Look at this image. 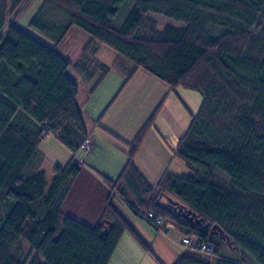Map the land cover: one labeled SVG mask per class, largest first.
Here are the masks:
<instances>
[{
    "label": "trees",
    "instance_id": "obj_1",
    "mask_svg": "<svg viewBox=\"0 0 264 264\" xmlns=\"http://www.w3.org/2000/svg\"><path fill=\"white\" fill-rule=\"evenodd\" d=\"M29 1L0 0V264H108L124 231L154 255L116 197L147 222L161 217L194 246L212 247L185 249L171 264H264V0H134L119 27L113 20L126 0H42L28 26L50 43L15 22ZM149 13L170 21L159 27ZM72 27L89 35L75 61L58 49ZM94 44L115 52L110 66L93 58ZM71 66L84 81L98 73L90 90L109 70L124 85L143 69L169 90L198 91L200 105L173 147L194 173L165 170L150 185L135 166L155 109L130 140L115 135L125 160L115 178L103 176L98 221L64 213L88 136ZM47 135L72 153L52 167L48 185L31 166ZM223 244L235 253L219 256Z\"/></svg>",
    "mask_w": 264,
    "mask_h": 264
},
{
    "label": "crops",
    "instance_id": "obj_2",
    "mask_svg": "<svg viewBox=\"0 0 264 264\" xmlns=\"http://www.w3.org/2000/svg\"><path fill=\"white\" fill-rule=\"evenodd\" d=\"M87 43L88 41L83 42L81 49L85 48V45H87ZM104 47L105 46L103 45L94 44L92 48L93 58L104 65L110 66L114 61L116 54L115 52L105 50ZM69 59L75 61L77 59V56L73 59ZM68 71L76 79L78 84H81L84 87L83 91L85 92H83V97H81V105H79L77 99L79 92H77L76 94V102L79 105L81 111H83V107L81 106L85 105V103L89 101L95 91L99 87H102V85L106 83L105 81H107L109 77L112 80L113 84H115L113 91L111 88L108 89L110 93L107 95L108 97L106 96L107 99L105 98V101L103 100L101 101V103H96L92 105L91 108L87 107V111L85 112L88 119L83 117V124L85 130L88 133V136L92 140V146L89 151H84L81 153V155L79 153L77 154V156L81 160L82 164H84V161L86 160V153H98L99 150L95 148V141L93 139V135L91 134V132H97L99 135L106 139L108 138L109 134L112 136V140L108 139V145L110 148H113L118 153V156L116 157L117 161L111 160L112 163L108 166H105L104 164L99 165L101 163L99 156L95 157V159H93L92 161H87L86 164L82 165L81 170L79 171L69 192L67 193L66 197L64 198L61 204V210L64 213L70 214L86 224L94 225L99 219L104 199L108 192V186L105 183L102 174L111 179L115 178L125 160V154L122 149L124 146L114 135L124 140H130L155 109L157 110L156 114L154 115L153 122L157 117V114L161 113V117H164L166 119L165 122L167 123V125H172V127L177 132V135H175L176 137L175 139H172V141H167L163 137L161 131H159L153 123V125L147 130L139 148L137 149L133 157V162L139 172L149 182L150 185H154L162 174V172H164L165 170H169L171 162L175 159V157H178L173 153V147L175 146L179 135L183 132L184 128L186 127L190 118V114L195 113L197 109L192 110L189 105L185 103L181 98L177 100V92H164L162 86H160V90H158V82H156L154 78H152L153 76H151V74H147V72H143L142 77L147 80L149 85L145 83V86L139 87L140 84H132L131 81L134 79L133 77L136 76V74L139 72V69L124 85H122L121 75L118 72H115L114 70H109L103 77L102 81L93 90L90 89L93 86L96 78L98 77V73H95L93 76L90 77V79L84 81L81 70L71 66ZM138 88L140 91L144 92H135V90H137ZM171 93H173L174 96H172ZM82 103L84 104L82 105ZM143 108L144 111L139 112V110H142ZM103 112L104 114H106L104 116L102 114V117H99V115ZM97 117H99L100 119L97 120ZM168 129L169 131L172 130L170 126L168 127ZM53 137L60 144H62L57 137ZM66 149L68 148L66 147ZM66 152L67 154H64L61 159H55V161H53L55 162L54 165H63L69 159L72 153L69 149ZM100 156L103 158H107V156L103 153H101ZM62 162L64 163L61 164ZM181 165L184 166L185 163L181 162ZM37 166L36 168L39 169ZM101 166L102 168L99 170ZM71 197H74L73 201L77 206L76 209L82 208V210L80 209L79 211H77V214H74L69 210L65 211L67 210L65 206L68 208H73L69 202ZM77 198L80 199V202H77ZM116 199L121 198L116 197L114 199L115 205L126 217V215L122 212L121 205H119V202ZM164 199L165 197H162V200ZM90 208H93V211L90 216L91 220L93 221L89 223L88 221H86L85 218L89 217ZM126 219L131 223L132 227L141 236V238L150 246L152 252L155 255H153L154 258L157 259V263L160 264L161 262V264H166L155 253L152 247L154 239H146L149 241L147 242L144 239L145 236L143 235V237L137 231V228H139V226H143V224H140V222H138V220L133 217H126ZM165 223V226H155L152 223L150 224L153 225L154 228H156V236L154 237L162 243L163 249L172 254L173 257H171L172 259L171 261H169L170 263H167L171 264L180 255V253L185 250L184 245L181 241L182 237L185 235L172 223ZM142 228L147 229V227L145 226H143ZM149 231L151 232V230ZM122 237L123 234L121 235L117 246L120 243ZM175 242H177V244L181 247V250L179 252L172 245V243ZM136 253L137 256H139L140 258H146L145 254L140 252V250L137 249ZM111 258L108 264H111ZM139 260H135L134 264H142V261L139 262ZM122 261L125 264L128 260L124 258ZM145 264L151 263L150 261H147L145 262Z\"/></svg>",
    "mask_w": 264,
    "mask_h": 264
},
{
    "label": "rangeland",
    "instance_id": "obj_3",
    "mask_svg": "<svg viewBox=\"0 0 264 264\" xmlns=\"http://www.w3.org/2000/svg\"><path fill=\"white\" fill-rule=\"evenodd\" d=\"M41 1L42 0H30L28 2V4L25 6V8L18 15L15 22L21 27L28 28L32 33H34L35 35H37L38 37H40L44 41L50 43V42H52V38L49 35L43 33L39 28H37L35 26H28V21L30 20L31 16L34 14L36 9L39 7ZM133 2H134V0H126L121 5L119 11L117 12V14L113 20V25L115 27H119L121 25L123 19L125 18L126 14L128 13V10L130 9ZM149 14L157 20V25L159 27L162 24H164L165 22L170 21V19L164 17L161 14H157V13H149ZM88 38H89V35L86 32L82 31L81 29H79L77 27H72L67 32V34L65 35L63 40L59 43L58 49L63 55H65L68 58L73 59L76 56L78 57V55L81 53L82 43L87 41ZM104 48H105V50H109L110 52H114L113 50H111L110 48H108L106 46ZM143 72H146V71L143 69H139V72L136 74V76L133 77L134 79L131 81L132 84H140L139 87L145 86L146 85L145 83H147L149 85L147 80H145V78L142 77ZM147 74H149V73L147 72ZM151 76H153V75H151ZM152 78H154V80L156 82H158V86H159L158 90H160V86H162L164 92H177V97H176L177 100L181 98L185 103H187L189 105V107L192 110L198 109L200 102H201V94L198 91H195L193 89H187V88H184L181 86H177L174 90H169L168 86L166 85V83L164 81H162L161 79H159L155 76H153ZM105 82L106 83L104 85H102V87H99L95 91L93 96L89 99V101L87 103H85V105H83L84 103H82V105H83V106H81V107H83L82 108V110H83L82 115L84 118L88 119L86 112H85V111H87L86 110L87 107L91 108L92 105L99 103V102L101 103V101H103V100L105 101L106 96L110 93L108 89L111 88L113 91L115 84H113L110 77ZM83 88L84 87L81 84H78V92L79 93H78L77 99H78L79 105H81L80 104L81 97H83V92H85V91H83ZM135 92H144V91H140L138 88L137 90H135ZM171 95L174 96L173 93H171ZM143 111H144V108L142 110H139V112H143ZM105 114L103 113V116ZM161 116H162V114L158 113L157 117L155 118L153 123H154L155 127L158 128L159 131H161V133L163 134V137L167 141H172V139H175V137H176L175 135H177V132L172 127V125H169L172 128V130L169 131V129H168L169 126L165 122L166 119L164 117H161ZM91 134L93 135V139L95 141V148L98 149L99 151L97 153L98 155L96 154V152L95 153L94 152L86 153L85 154L86 160L84 161V164H86L87 161H90V160L92 161L97 156H99L100 162H101L99 165L104 164L105 166H108L112 163L111 160L117 161L116 157L118 156V153L113 148H110L108 145V139L112 140L113 139L112 136L109 134L108 138L106 139V138H103L101 135H99L97 132H91ZM87 137H89V136H87ZM91 142H92V140H91ZM91 146H92V144H91ZM37 148H38L39 154L32 158V165L31 166L36 167L38 165L37 167L39 169L44 170L46 184L48 185V183L50 182L51 177H52V167L55 163L53 161H55V159H61V157H63L64 154H67L66 151L68 149H66V147L64 145L60 144L52 135H47L45 138H43L39 142ZM82 152H84V151L80 149L78 154L80 153V155H81ZM99 152H100V155H101V153H103L104 155L107 156V158L101 157L99 155ZM59 161H64V160H59ZM181 162H183V161L180 157H175V159L170 164L169 170L172 171L174 174H177V175H188V174L194 173V170L192 168L187 167L185 165L184 166L181 165ZM63 163L64 162H62L61 164H63ZM84 164H82V165H84ZM101 168H102V166L99 168V170ZM83 169H84V167H83ZM218 173L221 176H223L224 178H228V176L225 173H223L221 171H218ZM102 175L104 176V174H102ZM73 200H74V197H71V199L69 201L73 208H68L65 206V208L67 209L65 211L69 210L70 212L77 214V211H79L80 209L82 210V208L76 209L77 206L75 205V202ZM116 200L119 202V205H121L122 212L126 215V217H129V218L133 217V218L137 219L138 222H140V224H143V226L147 227V229H144V228H142L143 226H141V227L139 226V228H137L138 229L137 231L142 236L144 235L146 237L145 238L143 236L145 240L146 239H151V240L154 239L152 247H153L155 253L162 259V261L164 263H166V264L170 263L169 261H171V259H172L171 257H173V256L170 252H167L165 249H163L162 243L154 237V236H156V228H154V226L151 225L150 223H148L145 219L134 215L131 212V210L128 208L126 203H124L122 201V199H116ZM77 202H80V199L77 198ZM92 211H93V208H90L89 209V217L85 218L86 221H88L89 223L91 221H93V220H91V217H90ZM89 225H93V224H89ZM148 229L151 230L152 233ZM146 241L149 242L148 240H146ZM172 245L174 246L175 249H177L178 252L181 250L180 249L181 247L177 244V242L172 243ZM137 249L140 250V252H142L143 254H145L146 258H140L139 256H137V253H136ZM234 253H235L234 249H231L229 246L223 244L222 248L219 251V256L233 255ZM124 258H126V260H128V261H126L125 264H134V261L139 260V259H140L139 262L142 261V264H145V262H147V261H150L151 264H158L156 259L154 258V256L150 252L144 250L135 241V239L130 235V233L127 231H124L123 237H122L120 243L118 244V246L116 247V249L113 252V255L111 258V264H124L122 261Z\"/></svg>",
    "mask_w": 264,
    "mask_h": 264
},
{
    "label": "built area",
    "instance_id": "obj_4",
    "mask_svg": "<svg viewBox=\"0 0 264 264\" xmlns=\"http://www.w3.org/2000/svg\"><path fill=\"white\" fill-rule=\"evenodd\" d=\"M91 139L90 137H86L81 145V150L83 151H88L91 148ZM153 216L152 212L148 211L147 212V217L151 218ZM152 223L155 226H165L166 223L163 221V219L161 217H157L155 219L152 220ZM182 244L184 245L185 249H192V250H196L198 252L201 253H208L210 254L212 251V247L207 244L206 242H202V243H197L195 246L193 245V242L191 240V238L189 236H183L182 237Z\"/></svg>",
    "mask_w": 264,
    "mask_h": 264
}]
</instances>
